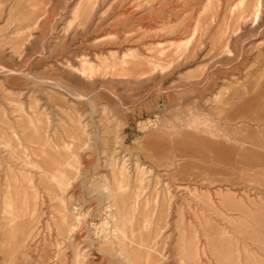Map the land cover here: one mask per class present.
Returning <instances> with one entry per match:
<instances>
[{
    "label": "rangeland",
    "instance_id": "obj_1",
    "mask_svg": "<svg viewBox=\"0 0 264 264\" xmlns=\"http://www.w3.org/2000/svg\"><path fill=\"white\" fill-rule=\"evenodd\" d=\"M0 264H264V0H0Z\"/></svg>",
    "mask_w": 264,
    "mask_h": 264
},
{
    "label": "bare ground",
    "instance_id": "obj_2",
    "mask_svg": "<svg viewBox=\"0 0 264 264\" xmlns=\"http://www.w3.org/2000/svg\"><path fill=\"white\" fill-rule=\"evenodd\" d=\"M240 1H242L243 2V0H240ZM232 4V3H231ZM239 4H241V3H239ZM232 6H233V4H232ZM240 6V5H239ZM236 7V6H235ZM230 8H231V6H230ZM239 8V7H238ZM232 10L234 9L235 10V8L233 7V8H231ZM243 13V12H242ZM124 71V70H123ZM126 73H128V72H126ZM130 73V72H129ZM141 73H143V72H141ZM134 74V73H133ZM136 74V73H135ZM138 74V73H137ZM136 74V77L138 78V76H139V74L137 75ZM135 76V75H134ZM133 76V77H134ZM116 197V196H115ZM121 201V200H120ZM128 201V200H127ZM121 204V203H120ZM123 204V203H122ZM120 211H117V213H115V215L117 216V217H119L120 216ZM117 225L119 226V228L121 229V228H123L122 226H121V224H119V220H117ZM122 225H124V224H122ZM129 230V229H128Z\"/></svg>",
    "mask_w": 264,
    "mask_h": 264
}]
</instances>
